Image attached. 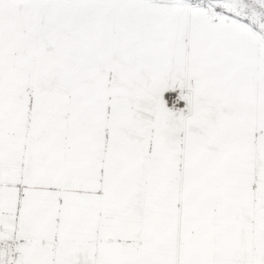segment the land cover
<instances>
[{
  "label": "rangeland",
  "instance_id": "1",
  "mask_svg": "<svg viewBox=\"0 0 264 264\" xmlns=\"http://www.w3.org/2000/svg\"><path fill=\"white\" fill-rule=\"evenodd\" d=\"M178 6L223 21L230 44L225 76H210L199 62L186 59L188 33L173 26L172 35L162 39L159 12ZM152 20L161 32L141 27L149 37L143 43L141 35L140 47L139 35L130 33L126 47L171 57L173 69L185 71L188 65L189 84L183 76L171 79L159 100L174 117L189 122L193 133L215 135L209 156L187 158L193 166L188 181L200 188H189L182 197L180 188L173 190L172 221L158 206L156 230L146 227L152 218L148 206L142 207L143 220L122 225L115 196L102 218L63 219L52 188L40 186L60 176V151L52 138L37 133L45 128L52 134L54 123H65L85 96L99 98L103 93L93 87L101 84L94 75L101 56L108 64L123 54L117 48L122 26L138 33L135 26ZM44 122H52V129ZM20 131L25 140L11 138ZM206 141L209 145L206 137L200 145L206 147ZM218 164L221 182L230 187L221 190L222 232L213 219V185L207 187L216 182ZM220 234L228 241L225 254ZM0 264H264V0H0Z\"/></svg>",
  "mask_w": 264,
  "mask_h": 264
},
{
  "label": "crops",
  "instance_id": "2",
  "mask_svg": "<svg viewBox=\"0 0 264 264\" xmlns=\"http://www.w3.org/2000/svg\"><path fill=\"white\" fill-rule=\"evenodd\" d=\"M159 13L163 14L161 22L165 30L161 35L163 40V36L169 34L170 28L177 27L181 34L190 35L187 37L189 42L187 60L199 62L201 70L210 76L219 77L227 74L228 70L223 68V63L229 59L230 44L228 37L224 35L223 21L218 20L217 16L210 20L204 16V12L190 10L187 6L165 8ZM156 17L155 14L152 15L153 19ZM147 23L149 25L142 22L139 27L135 26L140 30L138 33L126 32L127 27L122 26L124 31L118 36L117 48L123 54L116 53L114 61L110 59L108 64L101 56V67L94 69L96 71L94 75L101 78V84L93 89L103 94L93 99L92 95L85 96L79 102L78 108L74 107L68 111L65 123H54L52 134L46 133L45 128L37 133L39 136L52 138L55 149L60 151L58 170L61 172L60 176L55 174L54 178L42 181L40 186L44 189L52 188L53 197L56 199L54 204L56 211L63 219L90 222L98 217L102 218L109 212L110 204H114L111 203V199L115 196L118 219L122 220V225L134 226L133 221L143 220L145 212L142 207L148 206L149 217L152 218H149L146 227L150 231L156 230L158 218L154 215L158 206L164 208L159 210L164 211L166 219L168 217L170 222L172 221L173 190L180 188L182 197L189 188H200L196 182L188 181V174L193 166L188 164L187 158L190 154L209 156L210 153L207 151L210 152V146L213 145L211 137L215 135L205 131L200 133L197 130L193 133L189 122L174 117L159 100L160 91L168 86L171 79L183 76V83L189 84L188 65L185 71L178 67L173 69L171 57L154 58L146 52L142 54L141 51L140 54L131 52L130 47H126L129 46L130 33L133 36L139 35L140 47L141 35L143 43L149 37V31L142 33L141 27H148L150 31L155 30L156 33L161 32L157 31L155 21ZM200 67H196L197 72ZM88 69H90L88 72L92 73L93 67ZM105 83L110 85L104 88ZM177 86L180 87L178 84ZM43 125L52 129V122H44ZM12 137L16 141L25 140L21 131ZM204 137L208 139V143L210 142L208 145L206 141V147L200 145ZM232 155H236L234 146ZM217 156L220 157L221 153L218 152ZM221 171V164H218L216 182L211 181L207 186L210 190L213 185L211 194L213 203H217V217L213 219L217 221L216 230L220 232L224 230L220 226L222 219L220 198L222 193L230 188L221 182ZM70 174L76 176L70 178ZM71 179L78 181L76 186L72 184ZM222 189L225 192H221ZM158 190L161 192L158 193ZM180 211L178 219L183 222L182 208ZM225 211L229 213V209ZM248 215L251 219V214ZM233 217L243 218L240 214ZM244 218L250 220L247 216ZM211 220L210 218L208 221ZM158 228L162 229L160 224ZM213 229L215 233V227ZM168 230H170L168 234H172V223ZM200 235L202 234H197ZM220 236L222 237L220 247L223 245L221 248L225 254L228 241L226 236L223 237L221 234ZM244 240L245 238L241 237L240 243L244 244Z\"/></svg>",
  "mask_w": 264,
  "mask_h": 264
}]
</instances>
